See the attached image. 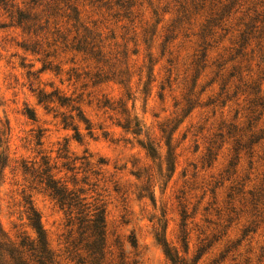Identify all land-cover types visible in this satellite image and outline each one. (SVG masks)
Here are the masks:
<instances>
[{
  "label": "rangeland",
  "instance_id": "374dc122",
  "mask_svg": "<svg viewBox=\"0 0 264 264\" xmlns=\"http://www.w3.org/2000/svg\"><path fill=\"white\" fill-rule=\"evenodd\" d=\"M73 1L79 24L100 35L105 52L123 44L121 27L128 23L118 22L117 0ZM134 1L148 23L147 42L140 41L134 56L137 48L126 36V49L120 50L127 56L128 77L97 85L91 79L94 65L80 56L72 60L74 54L61 45L50 46L51 38L42 44L45 53L26 51L41 39L23 34L0 10L2 234L10 243L34 239L28 221L32 207L59 264H76L75 254L85 256L72 252L77 234L69 232L63 212L24 171L51 169L69 188L76 184L86 203L104 206L113 254L105 264H119L116 243L127 257L124 264H173L169 251L189 264H264V198L255 202L264 194V140L253 146L252 155L241 151L236 160L238 136L227 134L236 126L245 136L242 142L251 134L264 137V106L254 115L247 111L255 98L249 87L260 86L264 102V0H193L197 9L165 49L166 30L181 0ZM203 26L209 35H203ZM245 26L255 29L240 49ZM45 54L51 70L40 72ZM72 69L77 80L70 78ZM188 90L191 105L181 113ZM39 91H58L78 102L91 134L75 119L78 140L59 115L75 113L45 110L38 104ZM210 141H216L217 155L207 162Z\"/></svg>",
  "mask_w": 264,
  "mask_h": 264
},
{
  "label": "trees",
  "instance_id": "16d2710c",
  "mask_svg": "<svg viewBox=\"0 0 264 264\" xmlns=\"http://www.w3.org/2000/svg\"><path fill=\"white\" fill-rule=\"evenodd\" d=\"M134 2V0H117L115 2L119 11H122V14H116L117 18L121 19L118 22L125 20L128 26L121 27V30L125 31L124 36L121 38L123 44L113 45V51L108 48V52H105L106 45L102 40H99L100 35L94 34L91 30L79 24L81 13L75 6L76 4L73 0H0V10L4 12L13 26L21 29L23 34L41 39L36 41L32 47H26V51H30L37 55L40 52L45 53V51L42 50V44H45V42L51 38L54 44L50 46L56 47L57 44L61 45L63 51L74 54L72 60L80 56L81 62L94 65V69H96L97 72L91 79H94V85H97L109 81V78L128 77L129 66L127 56L124 54L125 51H123L126 49V40H130L135 48H137L133 54L134 56L138 55L140 41L142 40L144 44L147 42V37L149 35L148 23L143 22V15L139 13ZM176 3L178 7L176 10V18L166 30L167 37H165L163 49H165L169 41L175 40L178 37L179 31L183 28V23L190 20L193 15L192 11H195L198 7V3L193 0H181ZM164 13H168V11ZM203 27V35H206V32L209 35L210 32L209 30L207 31V26ZM250 29L254 30L255 27L245 26V30L239 33V41L237 42L238 48L243 49V47L247 46L248 36L252 31ZM128 35H130V37L126 39ZM47 44L48 43H46V45ZM201 45H204V42ZM121 48L123 49L122 51L120 50ZM53 53L55 54L56 50H54ZM49 57V54L44 55L45 61H43L40 72L51 70V63L46 62ZM205 58L206 54L204 52L200 55V58H197L196 61L193 62V65L198 67L201 60ZM169 63H171V61ZM134 67L135 65L131 66V68ZM86 68H88V66ZM55 69L58 72L57 74H59L60 71L57 67ZM151 71L150 69V72ZM69 73H72L70 78L74 77L76 80L80 76L77 74V69H72ZM83 75L88 77L90 73H83ZM259 87L260 86L257 87L258 90H255V87L248 88L255 95V98L248 102L249 106L247 111L250 115H254L258 107L264 106V102L259 97ZM242 93H245V91H242ZM37 100L38 104L45 107V110L51 111L49 108V106H51L53 108H66L69 109V113H75L74 116L66 115L65 113L59 115L63 127H72V130L75 132V137L78 140L80 139V135L78 128L74 126L75 119H77L78 122L84 123V125H86L85 130L88 131V134H91L92 128L83 118L78 102L61 97L58 91L50 94L39 91ZM183 101L185 104L181 109V113L185 111V107L191 105L189 90L185 94ZM28 118L34 121L35 114L28 110ZM127 125H130V123ZM138 127V123L133 126L134 129ZM228 131V135H232V137L238 136L233 148L236 160L239 159L238 156L241 151H246V153L249 152L248 154L252 155L254 152H250L253 146L257 145L259 141L264 140V137L251 134L242 142L245 136L241 134L242 131L240 129L236 126H232ZM215 145L216 141H210L209 148L205 155V161L209 162L210 160H214L213 157H216L217 154L215 153V149H217V147H215ZM47 164L46 162L45 165ZM5 165L6 159L0 154V181ZM233 165L236 166V164ZM233 165L230 164V166ZM24 171L25 174H29L33 183L36 182L40 190L48 193L51 200H53L59 210L63 212L66 223L65 227L70 228L69 232H75V234H77L78 239L76 243H71L70 245L73 250L72 252L77 253L82 251L85 256L81 257L79 253L75 254V258H78L76 264H105L107 256L112 258L113 254H110L106 242L105 209L103 205L86 203V198H82V191L75 188L76 184H73L72 188H69L66 184L55 179V176L51 174V169L38 172V170H29L25 168ZM257 196L258 198L255 202L259 203L258 200L263 199L264 194H257ZM257 205L258 204H256V207ZM29 212V226L34 231L35 238L32 240L23 238L19 243H10L4 238L0 229V264H59L48 247L45 234L40 225L39 215L32 207L29 208ZM183 241H185V239H183L182 242ZM129 243L130 247L136 250V242L131 240ZM82 244L83 247L77 249L78 246ZM116 244L119 250L117 256L119 264H124L127 257H125V253L121 250V246H119L118 243ZM167 256H169L173 264H189L184 258L179 257L177 254L173 256L171 251L167 253Z\"/></svg>",
  "mask_w": 264,
  "mask_h": 264
}]
</instances>
